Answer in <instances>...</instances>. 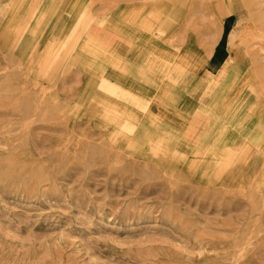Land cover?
I'll return each instance as SVG.
<instances>
[{
	"label": "rangeland",
	"instance_id": "obj_1",
	"mask_svg": "<svg viewBox=\"0 0 264 264\" xmlns=\"http://www.w3.org/2000/svg\"><path fill=\"white\" fill-rule=\"evenodd\" d=\"M69 3L72 25L0 4V264H264V0ZM130 34L151 76L201 80L208 133L76 51Z\"/></svg>",
	"mask_w": 264,
	"mask_h": 264
},
{
	"label": "crops",
	"instance_id": "obj_2",
	"mask_svg": "<svg viewBox=\"0 0 264 264\" xmlns=\"http://www.w3.org/2000/svg\"><path fill=\"white\" fill-rule=\"evenodd\" d=\"M3 2L17 3L19 7L25 9L24 12H28L32 5H36L44 12L43 25L58 23L59 19L70 22L72 25L74 21L78 20L81 13L78 7L70 5L69 0H0V4ZM98 15L105 14L100 12ZM130 35L132 36L127 35V38H132L130 42L133 44L130 45L128 44L130 42L127 41V45L122 46L121 52L101 50L97 45L92 46L89 38L85 36L78 41L76 51L101 63L109 72L107 76H109L112 86L123 87L127 92L136 94L143 105L142 107H145L160 120L165 123L169 122L177 130H187V132L192 131L194 124H197L196 133L204 131V129L208 133L212 129L210 127L212 120L205 117V121L199 122L197 117L199 113L203 112V108L207 110L206 105L208 104L205 101H199L198 98L201 80L198 82L196 76H192L189 70L180 66H174L172 74L165 76L161 73L159 76L156 74L155 77L151 76L144 65L146 49L136 43L140 41V37L137 34V36ZM101 36L107 37L102 34ZM120 64L124 70L123 79L117 80L114 75L110 79L111 72L117 71Z\"/></svg>",
	"mask_w": 264,
	"mask_h": 264
},
{
	"label": "bare ground",
	"instance_id": "obj_3",
	"mask_svg": "<svg viewBox=\"0 0 264 264\" xmlns=\"http://www.w3.org/2000/svg\"><path fill=\"white\" fill-rule=\"evenodd\" d=\"M171 8H172V6L170 7V9H171ZM165 11H167V10L164 9V12H165ZM158 15H159V14H158ZM235 15L239 17L238 12H236ZM159 16H160V15H159ZM159 16H156V17L154 16V18H155L156 21H158V20L160 19ZM152 21H153V20H152ZM158 22H159V21H158ZM152 23H153V22H152ZM152 28H154V25H153ZM142 30H145V31H146V29H142ZM142 30H141V31H142ZM152 31H154V30H152ZM142 33H143V32H142ZM145 33H146V32H145ZM156 33H157V31H155V33H154L155 36H156ZM157 35H159V34H157ZM142 36H143V35H142ZM151 37H152V36H151ZM140 39H141V38H140ZM141 40H142V39H141ZM174 43H175V42H174ZM158 150H159V149H158Z\"/></svg>",
	"mask_w": 264,
	"mask_h": 264
}]
</instances>
